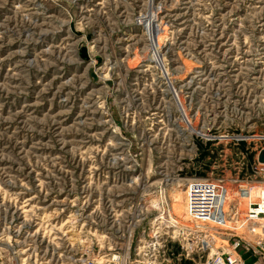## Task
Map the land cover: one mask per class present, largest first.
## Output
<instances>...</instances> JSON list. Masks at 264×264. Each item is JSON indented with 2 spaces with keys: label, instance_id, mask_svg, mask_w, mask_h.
Returning a JSON list of instances; mask_svg holds the SVG:
<instances>
[{
  "label": "rangeland",
  "instance_id": "374dc122",
  "mask_svg": "<svg viewBox=\"0 0 264 264\" xmlns=\"http://www.w3.org/2000/svg\"><path fill=\"white\" fill-rule=\"evenodd\" d=\"M259 147L264 0H0V264H264Z\"/></svg>",
  "mask_w": 264,
  "mask_h": 264
},
{
  "label": "built area",
  "instance_id": "2783aa9c",
  "mask_svg": "<svg viewBox=\"0 0 264 264\" xmlns=\"http://www.w3.org/2000/svg\"><path fill=\"white\" fill-rule=\"evenodd\" d=\"M261 149H264V147H259V149H257V153H256V158H255V162L258 165V171L262 172L264 174V163H259L257 161L258 158V154L260 152ZM246 188V187H251L253 186L252 184L246 183V184H242L239 187ZM259 187H264V183L262 184V186ZM190 189V186H189ZM190 191H194V188L191 189ZM196 197V195H194ZM261 198H259L258 200H256L255 202H248V200L246 199V203L247 205H249V210L246 213H244V217H242L240 214L238 215V217L241 219L243 218L244 222L247 223L248 220H251V218L257 217L258 215L262 216L264 215V196H260ZM202 203H204V201H201ZM195 211H197L196 209H192V213L195 217H197V215H195ZM231 219L233 220V226L236 228L240 227V224H237V216L232 215ZM171 222V221H169ZM170 226L173 225V223L171 222V224H169ZM168 226V228H172L167 230V235H169L172 239H177L181 242V246L182 248H191L192 251H202V252H206V257L205 260L203 262V264H244L243 259L241 258L240 254L237 253V251L235 250V248L233 249V252H228L226 250H219V252L217 253H211L210 248L208 247V245H206L207 243V239L209 238L208 235H204V233H207V231L205 230H196V229H192V230H186L185 228H179V227H170ZM250 228L249 230L240 232L239 234H242L244 232V234H253V236L255 237L254 242L249 241L248 245H251L252 248L259 253H264V230H262V228ZM241 229V228H240ZM171 232V233H170ZM211 239V238H209ZM148 245V244H147ZM153 247H155V242H152L151 244ZM147 249H149V246L147 247ZM233 253V254H230ZM124 259V260H123ZM122 259L121 254L120 253H114L111 255V257L109 258V261H113L115 264H128L126 257H124Z\"/></svg>",
  "mask_w": 264,
  "mask_h": 264
},
{
  "label": "bare ground",
  "instance_id": "6f19581e",
  "mask_svg": "<svg viewBox=\"0 0 264 264\" xmlns=\"http://www.w3.org/2000/svg\"><path fill=\"white\" fill-rule=\"evenodd\" d=\"M151 16V15H150ZM142 20V19H141ZM143 20H145V19H143ZM145 22V28H146V30L147 29H149V28H152L153 27V29H154V33L156 32V30H157V28H158V26L157 25H155L154 23H153V21H152V19L149 17L148 19H147V21H144ZM143 22V23H144ZM154 57H156V54H154ZM260 163V162H259ZM264 196V190H262L261 192H260V196ZM259 196V198H261ZM258 198V199H259ZM262 219H264V215H258L257 217H255L254 216V218H251V221L250 222H252V221H255L256 222V220H262ZM255 225H257L258 223H254ZM254 224H252V225H254ZM254 225V226H255ZM205 235V234H204ZM209 237V236H208ZM209 238H211V239H209ZM208 239H207V243H206V245H208V247L210 248V251H211V253H217V252H219V248H217V246H216V244H215V240L212 238V237H209ZM230 254H233V253H230ZM124 260V259H123Z\"/></svg>",
  "mask_w": 264,
  "mask_h": 264
},
{
  "label": "water",
  "instance_id": "95a60500",
  "mask_svg": "<svg viewBox=\"0 0 264 264\" xmlns=\"http://www.w3.org/2000/svg\"><path fill=\"white\" fill-rule=\"evenodd\" d=\"M89 38V37H88ZM81 57L83 58H88V52L85 46L81 47ZM258 162L260 163H264V149H261L259 154H258V158H257Z\"/></svg>",
  "mask_w": 264,
  "mask_h": 264
}]
</instances>
